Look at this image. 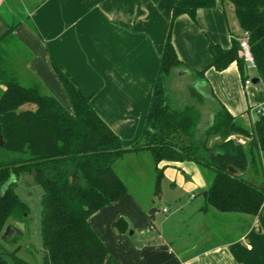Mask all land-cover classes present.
Instances as JSON below:
<instances>
[{
  "label": "crops",
  "instance_id": "crops-1",
  "mask_svg": "<svg viewBox=\"0 0 264 264\" xmlns=\"http://www.w3.org/2000/svg\"><path fill=\"white\" fill-rule=\"evenodd\" d=\"M176 1L0 0V36L14 24L16 50L30 53L17 63L20 83L39 88L70 110L55 68L67 73L123 148L141 138L169 30L182 64L173 70L169 85L187 75L180 70L192 76V70H204L205 81L191 80L202 83V101L210 98L205 92L208 84L237 122L251 117L252 108L264 101L260 81L245 85L235 62L221 71L210 66L209 43L227 48L233 37H239L232 6L216 0L213 7L197 9L194 18L177 16L170 27ZM16 14L22 17L17 19ZM254 75L255 70H249L248 77ZM205 108L199 127L213 114L214 108ZM113 168L117 174L114 164ZM252 173L247 178L254 181ZM162 178L183 194L190 193L192 201L178 198L174 209L158 219L152 209L146 214L131 185L122 179L127 191L88 218L120 264H264V201L256 215L203 208L201 192L213 174L193 161L166 165ZM118 218L125 220V232L115 228Z\"/></svg>",
  "mask_w": 264,
  "mask_h": 264
},
{
  "label": "trees",
  "instance_id": "trees-1",
  "mask_svg": "<svg viewBox=\"0 0 264 264\" xmlns=\"http://www.w3.org/2000/svg\"><path fill=\"white\" fill-rule=\"evenodd\" d=\"M228 2L238 30L247 35L255 62V75L264 89V0H221ZM216 0H177L171 22L181 15L195 17L199 8L213 7ZM14 24L0 36V264H33L16 255L18 248L7 251L2 243V230L11 218L26 213V207L13 190V178L35 171V183L42 190L40 230L42 264H120L97 236L88 218L95 211L119 198L126 185L116 174L114 162L127 151L148 149L154 160L156 193L164 167L174 162L193 161L213 174L210 185L201 192L203 208L220 212L256 215L264 201V114L258 115L250 129L239 125L236 118L215 98L210 86L205 92L217 107L212 121L199 127L201 112L188 104L169 106V78L182 66L171 42L170 30L160 57L152 100L141 138L123 148L119 136L97 115L73 79L55 68L70 102L65 109L55 98L34 86L18 81L12 66L17 56L13 35ZM169 27V29H170ZM239 37H233L227 48L210 42L212 66L226 69L237 64L244 82L248 74L238 56ZM26 57H30L29 52ZM194 79L205 81L204 70H192ZM192 93L200 99L194 88ZM203 99V98H202ZM30 105V108H23ZM218 135L220 141L208 145ZM234 135L248 140L251 167L260 177L255 181L232 175V166L245 171L248 153L232 139ZM164 162V163H163ZM162 164V165H160ZM76 173V178L72 177ZM71 179V180H70ZM120 232L127 229L123 218L114 222ZM11 245L12 243H8Z\"/></svg>",
  "mask_w": 264,
  "mask_h": 264
},
{
  "label": "rangeland",
  "instance_id": "rangeland-1",
  "mask_svg": "<svg viewBox=\"0 0 264 264\" xmlns=\"http://www.w3.org/2000/svg\"><path fill=\"white\" fill-rule=\"evenodd\" d=\"M20 17L22 16L16 14L15 18L18 19ZM236 35H238L239 38L243 36L239 30L236 31ZM19 50L20 48L17 47V56H13V58H16L15 61H12L14 71L18 68L17 63H20L19 57L24 58V53H20ZM26 55L25 53V57ZM252 71L253 70L250 69V72ZM192 77V75L187 74L186 76L176 77L175 81H172L173 84L169 85V106L179 108L192 104L201 112L203 111V113L206 109L205 107L215 109L217 105L212 99L207 98L202 101L203 97L199 100L198 96L192 93V87L190 86ZM25 79H27L26 83L28 80L31 82V78L25 77ZM0 89H3L1 85ZM23 108H30V105H24ZM256 117L257 115L253 114L251 117L246 116L240 118L238 119V124L250 129ZM242 120H246V122ZM219 141L220 137L218 135H212L208 138L207 144L213 145ZM262 165H264V163H262ZM114 166L117 170V175L121 179H125L126 182L131 185L132 190L145 208L146 214H149L152 209L155 212V217L158 219L163 218L166 214V212L163 211V207L173 210L175 203L178 202V198L192 201V199L189 198L190 193L183 194L180 189L172 187L170 182L164 178H161L159 190L158 193H156V172L154 169V160L150 151L138 154H123V156L118 158V161L114 163ZM186 174L189 175L188 171H186L185 175ZM252 174L254 176V181L256 180L255 178L260 177V173L256 169H254ZM11 181L13 182L14 193L26 207V213L7 221V223H14L23 234L17 237L15 242L11 245L2 240L3 247L9 252L17 247V256L33 264H42L43 248L40 230L41 187L37 183L28 184L24 182L22 178H13Z\"/></svg>",
  "mask_w": 264,
  "mask_h": 264
},
{
  "label": "water",
  "instance_id": "water-1",
  "mask_svg": "<svg viewBox=\"0 0 264 264\" xmlns=\"http://www.w3.org/2000/svg\"><path fill=\"white\" fill-rule=\"evenodd\" d=\"M179 73L180 74H182V73L183 74H188L187 71H181V70L179 71ZM259 81H260V79L257 76H254V77L251 78L252 84H257ZM190 86L192 88H194L198 93L201 94V91H200L201 90L200 86H202L201 82L195 81V82L191 83ZM212 117H213V115L210 116L209 123L212 121ZM227 139H232L236 144H241L246 149V151L248 153V164H247V169L245 171H239V170H237L236 168H234L232 166H228L227 171L230 174H232V175H236V176H240V177H243V178H247V175L249 173V168L251 167V156L249 154L250 147H249V144H248V140L244 139V138H241V137L234 136V135L229 136ZM2 144H3V141H2V137L0 136V146ZM35 174H36L35 171H33L32 173H29V174H23L22 173L21 177L26 183L34 184V182H35ZM72 177L76 178V173L75 172L72 174ZM11 229L12 228L10 226H7L6 232H4L2 240L5 241L4 237L9 235L11 233V231H13ZM9 230H11V231L8 232Z\"/></svg>",
  "mask_w": 264,
  "mask_h": 264
},
{
  "label": "built area",
  "instance_id": "built-area-1",
  "mask_svg": "<svg viewBox=\"0 0 264 264\" xmlns=\"http://www.w3.org/2000/svg\"><path fill=\"white\" fill-rule=\"evenodd\" d=\"M238 41H239L238 56L244 61L245 70H246V73L248 74L250 69L255 70V62H254L252 52L250 50V46L248 44L247 35H243L241 38H239ZM244 84L245 85L252 84L251 78L246 77V79L244 80ZM251 112L252 114H255L257 116L264 114V101L255 105L252 108ZM163 211L167 212V209L163 208Z\"/></svg>",
  "mask_w": 264,
  "mask_h": 264
},
{
  "label": "flooded vegetation",
  "instance_id": "flooded-vegetation-1",
  "mask_svg": "<svg viewBox=\"0 0 264 264\" xmlns=\"http://www.w3.org/2000/svg\"><path fill=\"white\" fill-rule=\"evenodd\" d=\"M7 226H10L12 228L11 230H13V231H11V230L8 231V232L11 231V233L9 235H7V236L4 237L5 238V242L6 243H10V242L13 243V242H15V240L17 239V237H19V236H21L23 234V232L14 223H7L5 225V227H4V230L2 232L1 238L3 237L4 232H6Z\"/></svg>",
  "mask_w": 264,
  "mask_h": 264
}]
</instances>
